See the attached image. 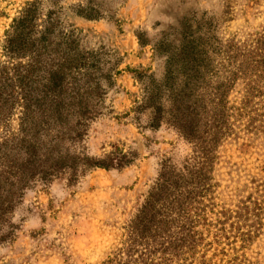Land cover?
Instances as JSON below:
<instances>
[{
  "label": "rangeland",
  "instance_id": "1",
  "mask_svg": "<svg viewBox=\"0 0 264 264\" xmlns=\"http://www.w3.org/2000/svg\"><path fill=\"white\" fill-rule=\"evenodd\" d=\"M34 1L41 28L50 21L54 36L73 32L79 51L105 75L100 114L71 150L123 167L26 189L10 219L13 237L0 245V264H102L122 247L162 167L184 173L194 164L193 145L168 122L184 109L174 99L188 96L189 118L207 132L211 117L223 119L227 107V70L264 65V0H0V47L12 20ZM240 78L228 93L236 106L244 95ZM154 106L159 124L152 122ZM256 111L255 135L240 132L214 151L209 198L218 210L233 209L253 192L252 182H264V102ZM251 249L264 258V235Z\"/></svg>",
  "mask_w": 264,
  "mask_h": 264
},
{
  "label": "trees",
  "instance_id": "2",
  "mask_svg": "<svg viewBox=\"0 0 264 264\" xmlns=\"http://www.w3.org/2000/svg\"><path fill=\"white\" fill-rule=\"evenodd\" d=\"M38 20L37 2L26 3L0 47V245L12 239L11 216L35 183L64 175L74 182L89 169L123 167L109 156L96 160L71 150L100 114L105 75L94 58L79 51L73 32L54 36V25L47 21L41 28ZM227 71V107L223 119L211 117L207 132L189 118V97L181 93L174 99L184 109L176 108L168 122L193 145L194 164L184 173L162 167L129 222L122 247L102 264H264L251 249L264 235V182H252L253 192L233 209L218 210L209 198L216 186L210 177L216 147L236 142L240 132L255 135L256 106L264 102L263 64ZM238 76L244 95L236 106L229 104L228 93ZM153 109L152 122L159 124V108Z\"/></svg>",
  "mask_w": 264,
  "mask_h": 264
}]
</instances>
